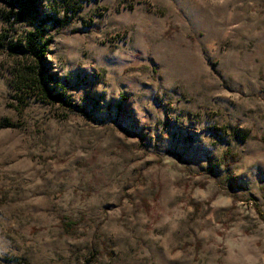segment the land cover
I'll list each match as a JSON object with an SVG mask.
<instances>
[{"label": "rangeland", "instance_id": "1", "mask_svg": "<svg viewBox=\"0 0 264 264\" xmlns=\"http://www.w3.org/2000/svg\"><path fill=\"white\" fill-rule=\"evenodd\" d=\"M0 38V264H264V0H0Z\"/></svg>", "mask_w": 264, "mask_h": 264}, {"label": "trees", "instance_id": "2", "mask_svg": "<svg viewBox=\"0 0 264 264\" xmlns=\"http://www.w3.org/2000/svg\"><path fill=\"white\" fill-rule=\"evenodd\" d=\"M19 5L22 6L23 8H29L32 6L33 0H18ZM43 41V42H41ZM25 44H26V51L28 53L35 54L39 59H43L45 51H47V47L45 44V41L43 40V31L38 30V32H32L30 33L26 39H25ZM8 48L10 50L14 49H24L25 46L21 44H14L8 40H5L3 38H0V48ZM262 218L264 219V213L260 212ZM72 225V223L68 224V227Z\"/></svg>", "mask_w": 264, "mask_h": 264}]
</instances>
